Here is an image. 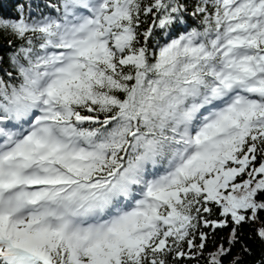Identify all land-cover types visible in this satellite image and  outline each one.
Segmentation results:
<instances>
[{"label":"snow or ice","instance_id":"1","mask_svg":"<svg viewBox=\"0 0 264 264\" xmlns=\"http://www.w3.org/2000/svg\"><path fill=\"white\" fill-rule=\"evenodd\" d=\"M13 7L0 264H264V0Z\"/></svg>","mask_w":264,"mask_h":264},{"label":"trees","instance_id":"2","mask_svg":"<svg viewBox=\"0 0 264 264\" xmlns=\"http://www.w3.org/2000/svg\"><path fill=\"white\" fill-rule=\"evenodd\" d=\"M14 11V7H13V0H0V14H4V13H9ZM4 41V37L0 36V44H3ZM225 232L220 233V235H225ZM226 259H230V258H226Z\"/></svg>","mask_w":264,"mask_h":264}]
</instances>
